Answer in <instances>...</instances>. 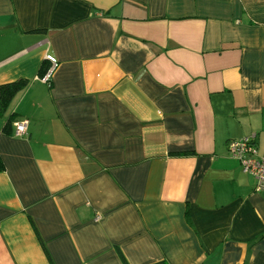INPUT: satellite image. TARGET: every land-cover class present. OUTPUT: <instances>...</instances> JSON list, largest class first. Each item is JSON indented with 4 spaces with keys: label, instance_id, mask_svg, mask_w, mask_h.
Masks as SVG:
<instances>
[{
    "label": "crops",
    "instance_id": "obj_1",
    "mask_svg": "<svg viewBox=\"0 0 264 264\" xmlns=\"http://www.w3.org/2000/svg\"><path fill=\"white\" fill-rule=\"evenodd\" d=\"M18 79L0 264H264V189L227 149L264 155V0H0Z\"/></svg>",
    "mask_w": 264,
    "mask_h": 264
},
{
    "label": "built area",
    "instance_id": "obj_2",
    "mask_svg": "<svg viewBox=\"0 0 264 264\" xmlns=\"http://www.w3.org/2000/svg\"><path fill=\"white\" fill-rule=\"evenodd\" d=\"M46 60L49 62L48 68L37 77L43 83H49L57 65V60L51 55H46ZM13 125L15 135L21 136L26 133V119L18 120ZM227 149L230 156L239 162L242 171L255 180V190L264 189V155H259L256 151L255 135L231 139L227 142Z\"/></svg>",
    "mask_w": 264,
    "mask_h": 264
},
{
    "label": "trees",
    "instance_id": "obj_3",
    "mask_svg": "<svg viewBox=\"0 0 264 264\" xmlns=\"http://www.w3.org/2000/svg\"><path fill=\"white\" fill-rule=\"evenodd\" d=\"M43 72V71H42ZM27 84V80L25 79H18L16 81L13 82H9V83H5L0 85V116H2L10 102V100L12 99V97L19 91L21 90L25 85ZM13 118V117H10ZM10 119H8L6 121V125H5V129H9L10 127ZM191 152H175L172 153L174 155H186V154H190ZM3 169V164L2 161L0 159V171ZM123 260V264H127V262L125 261V259L122 257ZM156 264H167L165 261H162L160 263H156Z\"/></svg>",
    "mask_w": 264,
    "mask_h": 264
}]
</instances>
